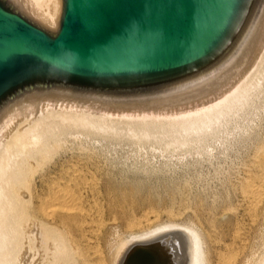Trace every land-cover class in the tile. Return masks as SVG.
Listing matches in <instances>:
<instances>
[{
  "label": "water",
  "instance_id": "95a60500",
  "mask_svg": "<svg viewBox=\"0 0 264 264\" xmlns=\"http://www.w3.org/2000/svg\"><path fill=\"white\" fill-rule=\"evenodd\" d=\"M55 26L0 0V147L49 111L203 113L264 57V0H60Z\"/></svg>",
  "mask_w": 264,
  "mask_h": 264
},
{
  "label": "bare ground",
  "instance_id": "6f19581e",
  "mask_svg": "<svg viewBox=\"0 0 264 264\" xmlns=\"http://www.w3.org/2000/svg\"><path fill=\"white\" fill-rule=\"evenodd\" d=\"M17 1L41 21L50 26H55L60 8V0ZM263 64L264 57L252 77L248 78L247 81L234 89L233 92L220 99L217 104L203 113L174 114L171 116L122 120L124 122L123 126H126L125 130L128 131L125 132V130H122L125 133L130 131L131 137L132 135L135 136L137 138L135 140L138 143L150 137H155L158 141V139L162 140L159 137H167L166 135L174 133L175 131L187 132L189 135L191 131L194 133L201 132L202 134V131H205L203 127L205 128L211 122H218L222 114L227 110L232 109L234 106L237 108V103H240L241 113L245 115L249 107L253 106L257 101L254 98L259 93L263 94L264 92L261 91L262 88L260 89L261 85L259 84V81H262L264 75ZM236 108H233V110L237 111ZM233 110L232 112H235ZM211 111L213 112L212 117L205 118L204 115ZM241 113L239 112V114ZM260 114L264 116L263 113ZM225 115L227 116V114ZM225 115L222 117H225ZM235 116L238 117L237 114ZM179 117H181V120L176 119ZM244 118L242 119L241 117L240 119L244 120ZM115 121L121 120L54 110L41 114L10 129L6 140L0 147V264H264V254L262 253L264 250L258 252L263 254L262 258V254L260 253L257 257L260 256L261 259L259 260L256 257L258 261L256 260L255 262L254 260L255 253L253 254L251 251L253 248L251 247L250 249L249 247L250 234L247 233L246 223L248 222L245 219H234L229 226L224 228L223 225L221 227L217 223L214 217L204 218L201 216V213H196L195 219L191 223L177 221L175 223L172 222V219L170 223L155 224L152 217V212L155 211L154 209L153 211L147 212V214L144 213L145 215L143 216L140 215V217H137L139 215L136 216L133 214L132 209H129L132 207H129V205L135 204L132 197V194H135L134 188L115 186V182L108 174L101 172L102 170L99 171L98 168L94 169L98 166V163H95L97 158L94 159L88 152V156L85 157H67L62 155L63 153H67L66 149L70 146L67 144V136H72L73 134L71 133L74 132L76 134V132H82L83 134L91 128V130H97V134L94 133L96 135L94 139H96L102 130L115 131V129H118ZM249 128L251 127L249 126ZM98 130L101 131L98 133ZM213 131L215 130L213 129ZM205 132L207 134V131ZM112 133L114 132L112 131ZM118 134H120L119 131ZM177 134L181 136L179 133L173 134L172 136ZM78 135L80 136L81 134H77L76 137ZM203 135L201 140L207 137L205 133ZM76 137L74 136L73 139ZM85 137L88 138V136ZM134 138L130 139L134 140ZM155 139L153 140L155 141ZM84 140L86 143V139ZM192 140V142H195L194 139ZM181 141V138L174 136L170 143L173 146L174 143L179 144ZM186 141L187 137L181 144H185ZM203 141L206 144L209 140ZM158 142L159 144L161 143L160 141ZM187 143L190 146V142L188 141ZM202 144L200 143L201 146ZM167 145L169 144L167 143ZM261 145L263 146V143ZM262 146L261 148L258 146L261 150L260 152H262L259 153L261 157L256 162V167L259 170L254 169L257 172H253L254 174L252 176L249 175L250 178H246L247 180L244 182L242 180L243 183L240 181L236 183V186L241 183V186H238L242 189V197L246 203L249 201L255 205L261 202L264 192V147ZM169 147L171 146L169 145ZM76 148L74 147L75 150ZM253 148L255 150V147ZM77 150L79 149L77 148ZM86 150L88 149L86 148ZM84 151H82V154H84ZM89 152L92 154V150ZM108 161L110 163L112 162V160ZM253 162L255 161H251V163ZM113 166L116 167L115 165ZM114 167L112 169H115ZM248 169L250 171L252 170L251 167ZM176 191L179 192V189ZM185 193L188 194L187 192ZM185 193L183 194L181 191L180 194L184 196ZM229 193L228 195H230ZM188 197L184 198L188 199ZM183 202L185 201L183 200ZM242 202L244 204V201ZM186 207L185 209H187ZM191 209H193L192 206ZM236 211L238 210L236 209ZM256 219L259 220L258 217ZM253 228L252 226L251 230ZM263 228L262 226L261 229L264 230ZM261 234L264 238V234ZM263 238L261 239L264 240ZM257 243L260 242L257 241ZM262 248L264 247L262 246ZM255 249H258V247Z\"/></svg>",
  "mask_w": 264,
  "mask_h": 264
},
{
  "label": "rangeland",
  "instance_id": "374dc122",
  "mask_svg": "<svg viewBox=\"0 0 264 264\" xmlns=\"http://www.w3.org/2000/svg\"><path fill=\"white\" fill-rule=\"evenodd\" d=\"M262 67L264 68V66H262ZM259 84L261 85L260 89L262 88L261 91H264V75H263L262 81H259ZM259 94L261 95L262 93H259ZM259 94L257 97L254 98L255 101H256V99H257V101L254 103L253 106L249 107V110L245 113V115H243L241 113L240 105H239L240 103L239 104L237 103V105H238L237 108H236V106L233 107L234 109L236 108L237 111L233 110V108L230 109L231 112H230V110H227L224 114H222V116L225 114H227V116L226 115H225V117L221 116L220 119L218 120V122H215V121L213 123L211 122L210 124L206 125L207 127L204 125L206 129L203 127V130L207 131V134L205 131L203 132L202 130H201L202 134H201V132L200 133L199 132L194 133L191 131L190 135H194V134H196V135L190 136L189 133H187V132H186L187 133L186 134L185 132H178V131L176 132L175 131L174 133H170V134L166 135L167 137H164V136L159 137L165 143H163L162 140L158 139V141L161 142L159 144V142L156 140L157 138L155 139V137L154 138L150 137V138L155 139V141L153 139L148 138L145 140L147 142L143 141L141 143H138V141H136L137 138L135 136L132 135V137H131L130 131L128 133H125L128 130L127 131L125 130L126 126H123L124 122L121 120V121H115V123H116L115 125L117 126L118 129L121 126V128L119 130L118 129H115V131L114 130H102V131L98 130V133H99V131H101V132L97 135L96 139H94V138L96 136L95 134H97L96 133L97 130L95 131L93 129L95 131L94 132L93 130H91V128L88 129L89 131L86 129L87 132H84L83 134H82V132H76V131H75L76 134L74 132L71 133L75 137L77 134H81V135L80 136L78 135L77 136L78 138L76 137L74 139H73V137H74L73 135H72L73 137L71 135H70V137H69V135L67 136V139H68L67 144H69L70 146H68V149H66L67 153H63L62 155L67 156V157H70V156L85 157V156H88V154H89L90 156H93L94 159L97 158L95 160L96 161L95 163H98V166L95 167L94 169L98 168L99 171L102 170L101 172L108 174V176H110V178H112L113 181L115 182V184H116L115 186H125L127 188H131V187L134 188L135 194H132V197H133V200L135 201V204L131 205V206L129 205V207H132L129 209L130 210L132 209L133 214H135L136 216L139 215L137 217H140V215L143 216V215L147 214V212L153 211V209H154L155 211L152 212L153 213L152 217H153V220L155 221L154 222L155 224L170 223V221H172V219H173L172 222L177 221V222H183V223H188V222L191 223L192 221H194L196 213H201V216L204 218L214 217L215 220H217V223L221 227L223 225L224 228L229 226L234 221V219H236V220L237 219H240V220L245 219V221L248 222V223H246V227H247L246 230H247V233L250 234L249 235V237H250L249 247H250V249H251V247L253 248V249H251V251L253 252V254L255 253V256H254L255 258L254 257L253 258L256 262V260L258 261L257 258H259V260H260L264 254V252H262L263 254L260 252L262 254L261 258H260V256L257 257V255H260V253H258V252L264 250V248H262V246L264 247V245H263L264 240L261 239V238H263V235L261 233L264 234V230L261 229L262 226L264 227V200H263L264 199L263 198L264 192L262 195L261 202L258 204L259 206L253 204L252 202H251L252 203L251 204L249 201H248V203H246V201L242 197L243 196L241 193L242 189L240 186H241V183H243L245 180L250 178L249 175L252 176L254 173L257 172L255 170H259L256 167L257 166L256 162L261 157V155L259 153H262V152H260L261 151L260 148L262 146L261 145L262 143H263L262 147H264V136H263L264 135V126H263L264 125L263 124L264 123V119H263L264 116H262L260 114V113L264 114V92L261 95V97ZM258 99H259V101H258ZM261 99H263V100H261ZM256 103H257V105H256ZM232 110L235 112H232ZM239 112L241 114H239ZM233 113L235 115L237 114L238 117L235 116ZM212 114H213V112L211 111V112H208L204 116H205V118H210V117H212ZM228 115L230 118L228 117ZM236 117H237V119H236ZM241 117H242V119L244 118V120H241L240 119ZM257 117H259V118L257 119ZM176 119L181 120V117L176 118ZM227 119H228V121H227ZM252 122H254V123H252ZM226 123H228V124L226 125ZM250 124H252V125H250ZM124 125H126V124H124ZM249 126L251 128H249ZM222 128L225 130H223ZM122 129L125 130V132ZM213 129L216 131V133H215V131H213ZM116 130H117V132H116ZM121 130H122V132H120ZM244 130H245V132H244ZM247 130H248V133H247ZM259 130L261 133L259 132ZM112 131L114 133H112ZM118 131L120 134H123V135L118 134ZM208 131H209V135H208ZM102 133H103V135H101ZM176 133L181 134V136L178 134L174 135V136H178L179 138H181L182 141L185 140L187 137L186 143L189 141L190 146L188 143H187L188 146L186 145V143L181 144V142H182L181 141L179 143L181 146L177 143H174L173 144L174 147H173L171 145L172 143H170V142H171V139L174 137L172 135L176 134ZM204 133L207 137H204L205 139L201 140V138L204 136L203 135ZM212 133H214V134H212ZM113 134H114V136H113ZM251 134H254V135H251ZM117 135L119 137L120 136H122V137L119 138ZM211 135H213V136H211ZM85 136H88V138H86ZM91 136H92V138H91ZM125 137H127V138H125ZM168 137H170V138L168 140H166ZM188 137H190L189 140H188ZM211 137H213V138H211ZM214 137H217V138H214ZM110 138H112V139H110ZM116 138H117V140H116ZM130 138L131 139L134 138V140L135 139L136 140L134 141V140H131ZM209 138L212 140H210ZM256 138L259 140H257ZM84 139H86V143L84 142L85 141ZM192 139H194L195 142H192L193 141ZM75 140H76V142H75ZM203 140H205V141L209 140V141H207L208 144H207V142L205 144V142ZM250 140H252V141H250ZM258 141L259 142L262 141V142L259 143ZM198 142H199V144H198ZM75 143H77V144H75ZM167 143L171 147H169V145H167ZM200 143H203L202 146L200 145ZM226 143H228V144H226ZM147 144H150V145L147 146ZM177 145H179V146H177ZM231 145H232V147H230ZM74 147H77L79 150H77V148L75 150ZM202 147H204V148H202ZM253 147H255V150H253L254 149ZM86 148L88 150L90 149L89 151L92 150V154H91V152L86 150ZM251 148H252V150H251ZM256 148H257V150H256ZM70 149H72L73 152ZM94 150H96L95 153H93ZM140 150H142V151H140ZM77 151H79V152H77ZM80 151H81V153H80ZM82 151H84L83 152L84 154H82ZM87 152H88V154H87ZM94 154H95V156H94ZM98 154H100V155H98ZM254 159H256V160H254ZM103 160H104V162H103ZM108 160H110V161L112 160V162L110 163ZM251 161H255V162L251 163ZM100 163H102V164L100 165ZM246 163H247V165H245ZM103 164L106 166L104 167ZM113 165H115L116 167H114ZM253 165L255 166V168ZM201 166H203V167H201ZM113 167L115 169H112ZM249 167L252 168L251 174H250V172H251L250 169H248ZM237 173L239 175L241 173L242 174L239 176ZM236 175L239 178H237ZM242 180H243V182H242ZM239 181L241 183L237 184V186H236V183H238ZM231 182L234 184L236 189H234L235 187L233 186V184ZM185 183H186V185H185ZM176 184H177V186H176ZM179 184L181 186L182 185H184V186L181 187ZM229 184H231V185H229ZM238 185H240V186H238ZM187 187H189V188H187ZM177 189H179V192L176 191ZM263 189H264V183H263ZM188 190L191 192H189ZM181 191L183 194L185 192H187V193L189 192V193L188 194L185 193V195L182 196L183 194H180ZM183 191H185V192H183ZM166 192L168 195L166 194ZM163 193H165V194H163ZM228 193L230 195H228ZM175 197L177 198V201H176ZM179 197H180V199L182 198V200H180ZM184 197H188V199L187 198L185 199ZM190 197H191V200H190ZM215 199H217V200H215ZM183 200L185 202L186 201L187 202L185 203V202H183ZM178 201H179V203H177ZM242 201H244V204L245 203L246 204L244 205ZM172 202H174V203L172 204ZM228 204H231V205L228 206ZM191 206L193 209H191ZM152 207H154V208H152ZM166 207H167V209H166ZM185 207L187 209H185ZM256 208H258V209H256ZM260 208H261V210H259ZM161 209H162V211H161ZM180 209H181V211H180ZM236 209L238 211H236ZM255 210L257 213L255 212ZM257 210H259V211H257ZM178 213L182 216H180ZM171 214H172V216H171ZM245 214H247V215H245ZM254 214L256 215V217ZM257 214L260 216H258ZM155 217H157V218H155ZM169 217H170V219H169ZM257 217L259 220L256 219ZM248 218L250 219V221H248L249 220ZM177 222H175V223H177ZM256 225H257V227H256ZM252 226L254 228L251 230ZM260 231H262V232H260ZM258 234H260V235L258 236ZM256 240L260 243H257ZM254 242H256V243H254ZM259 245H261V246H259ZM256 246L258 247V249H255V248H257Z\"/></svg>",
  "mask_w": 264,
  "mask_h": 264
}]
</instances>
